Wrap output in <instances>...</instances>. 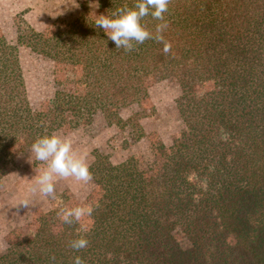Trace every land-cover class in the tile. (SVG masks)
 Segmentation results:
<instances>
[{"label":"trees","instance_id":"1","mask_svg":"<svg viewBox=\"0 0 264 264\" xmlns=\"http://www.w3.org/2000/svg\"><path fill=\"white\" fill-rule=\"evenodd\" d=\"M86 9L50 35L23 23L16 44L0 36V179L19 144L31 147L96 110L139 142L140 114L123 119L119 111L146 99L137 82L154 74L177 83L185 131L170 148H155L148 166L94 151V190L80 205L92 214L67 225L45 211L0 264H74L76 256L85 264H264V0H172L168 54L153 40L117 50ZM145 20L154 31L157 22ZM19 47L78 67L82 89L57 91L54 111H32ZM78 236L89 243L76 252L68 244Z\"/></svg>","mask_w":264,"mask_h":264},{"label":"rangeland","instance_id":"2","mask_svg":"<svg viewBox=\"0 0 264 264\" xmlns=\"http://www.w3.org/2000/svg\"><path fill=\"white\" fill-rule=\"evenodd\" d=\"M96 2L97 0H0V36L9 43L16 44L17 28L23 23L44 35H50L66 21L82 14L85 8L87 19L93 26L95 14H106L110 9V0H98V8ZM19 60L27 99L34 112L47 109L54 111L59 107L55 99L57 91L82 89L78 67L71 68L52 62L25 47H19ZM137 87L147 92L146 99L121 109L119 113L123 119L140 114L139 123L145 136L139 142H133L127 131H122L116 125H109L97 110L88 121L70 125V129L60 130L56 134L70 138L73 148L80 154H86L89 165L94 160L96 150L109 154L113 163H120L134 156L147 166L151 165L157 158V155L154 156L155 148H170L174 141L183 136L185 130L179 114L183 99L177 83L161 74L138 81ZM210 88L200 86L198 92L207 94ZM217 91L218 96L223 99L224 92ZM30 148L19 144L13 150L14 167L0 179V253L13 241L25 237L29 229L36 226V219L40 214L54 211L58 216L62 209L88 204L94 190L92 181L85 184L70 178L57 180L55 198L33 194L30 187L34 183L35 170L42 169L44 165L30 156ZM243 149L242 144L236 146L240 155ZM240 155L233 157L239 160ZM23 199H29L30 205H19Z\"/></svg>","mask_w":264,"mask_h":264},{"label":"clouds","instance_id":"3","mask_svg":"<svg viewBox=\"0 0 264 264\" xmlns=\"http://www.w3.org/2000/svg\"><path fill=\"white\" fill-rule=\"evenodd\" d=\"M172 0H131L107 10L106 14H95L93 26L102 29L109 40L114 42L116 49H123L125 53L138 50L148 40L163 44V52L170 53L172 45L165 40L163 33L168 29L169 22L165 14L169 12ZM99 7L98 0L95 3ZM156 21L154 31L150 30L145 18ZM30 156L44 166L35 170L34 183L30 191L44 197L55 198V185L58 179H74L85 184L93 180L86 154H80L73 148L70 138L56 133L37 137L30 148ZM31 162V159H30ZM27 207L29 199L19 203ZM17 204V205H18ZM94 209L91 206H75L62 209L58 213L60 220L67 225L79 223L85 216H90ZM89 241L83 237L69 241L68 246L79 252L88 246ZM52 260L55 257L51 258ZM74 264H85L80 256L74 258Z\"/></svg>","mask_w":264,"mask_h":264}]
</instances>
